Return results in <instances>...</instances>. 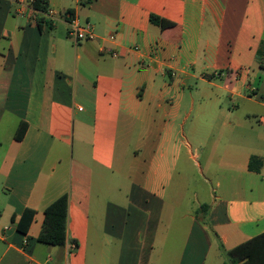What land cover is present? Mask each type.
Returning <instances> with one entry per match:
<instances>
[{
  "label": "crops",
  "instance_id": "crops-1",
  "mask_svg": "<svg viewBox=\"0 0 264 264\" xmlns=\"http://www.w3.org/2000/svg\"><path fill=\"white\" fill-rule=\"evenodd\" d=\"M16 6L0 0V123L12 119L0 141V264H155L182 210L175 165L192 145L214 188L208 208L194 193L199 213L177 216L189 222L174 231L172 264H203L218 244L229 251L264 232V0H48L67 15L40 27ZM72 19L93 37L69 38ZM223 96L256 106L257 125L218 120L239 109L226 110ZM209 110L210 121L192 115ZM136 122L141 147L123 167ZM63 194L65 244L37 242L45 208ZM25 208L35 215L23 236L15 221ZM189 241L203 248L199 262L182 250Z\"/></svg>",
  "mask_w": 264,
  "mask_h": 264
},
{
  "label": "rangeland",
  "instance_id": "rangeland-1",
  "mask_svg": "<svg viewBox=\"0 0 264 264\" xmlns=\"http://www.w3.org/2000/svg\"><path fill=\"white\" fill-rule=\"evenodd\" d=\"M63 13L64 11L58 12L60 16H62ZM84 25L85 23L81 21L80 26L83 28ZM196 98L200 99L199 101H201L200 93H197ZM221 100L226 110L227 109L232 110V107H231L232 105L239 106V109L236 113H233L230 116H224V117L222 116L220 118H217L218 120L220 121L221 120H231V121L239 120V121L246 122L248 125L250 124L257 125L256 119L254 118L258 119L259 114L261 113L259 114L257 113L259 110L256 106L246 104V103L243 104V102L239 101L237 98H233L229 100L227 96L221 97ZM207 103L209 102L207 101ZM212 112L213 111H210V110L206 112H199V113H196V111H194L192 115L193 116L197 115L198 121L206 122V121H210L213 118ZM11 123H12V119H10V115L8 113H5L0 123V141H5L8 138L11 132ZM184 128L188 130V125L186 124ZM142 130L143 129L141 128L139 122H136V126L133 129V135L130 141L128 142V154L124 153L121 156L120 154L122 151H121V147H119L120 149L117 152L119 153L118 159H120V156L123 158L122 160L123 167L133 168L135 160L132 159V155H133L132 152L135 149L139 148L140 146L138 135L139 133L142 132ZM178 130H179V127L177 126V123H176L175 131H178ZM0 152H1V149H0ZM180 152L181 154L175 165L176 171H175V174L173 175V180L175 181V183L177 182L178 179L183 180L181 184V186L183 187L182 188L183 197H182V208H181L182 210H180V214L184 212L185 210L189 209L192 215H196L199 213L200 208H198L196 205V202L194 200V193H198L199 202L205 203L206 204L205 206L208 208V203H207L208 195L210 194L211 189L214 188V184L207 185L204 182H202V178L200 174V167L198 166V164H200L203 167L204 159L200 153L198 157L195 156L196 151L194 149V145L191 146L190 152L188 150H185V148L183 147L181 148ZM142 153H143V150L141 148V152H139L138 155L141 157ZM209 166L211 167V169H215V170L219 169L217 166V163L214 161L210 163ZM178 172L180 173V177H178V174H177ZM124 173H125V170L124 171L121 170V174L124 175ZM119 177L121 179L122 175ZM180 214L175 215L173 222L170 224L168 233L167 235H165L163 240L158 239L155 250L152 255L153 263L172 264L174 263L175 257L179 256V255H175V251H177L181 237L179 236L175 237L174 231L177 228V232H179L180 234H183L185 230V226L187 228L188 222H189V219L178 220L177 216H179ZM203 222H204V219H203ZM217 246L218 247H216L215 250H212L211 252L208 253V255H206L207 260L204 263L202 262L203 264H220L222 262L223 264H230L229 257L226 254L227 251H224V249L219 244ZM182 250H185L184 254L186 257L189 256V254L191 253L192 259H195L194 261H197V262H199L203 256V248L199 245L198 246L191 245L190 241L187 243V246L185 248L183 245ZM89 258H90L88 259L89 264H94L92 257H89Z\"/></svg>",
  "mask_w": 264,
  "mask_h": 264
},
{
  "label": "trees",
  "instance_id": "trees-1",
  "mask_svg": "<svg viewBox=\"0 0 264 264\" xmlns=\"http://www.w3.org/2000/svg\"><path fill=\"white\" fill-rule=\"evenodd\" d=\"M32 8L36 12L35 21L40 27L41 24H48L43 14L48 10V0H32ZM152 23L158 25L161 29L173 27L174 24L167 22L158 17L151 16ZM26 125L21 122L17 127L14 138L21 140ZM261 162L251 157L248 162L249 171L258 172ZM67 206L68 196L63 194L50 203L44 210L43 223L36 241L49 246L62 247L66 242V224H67ZM206 206H201L204 209ZM35 211L25 208L15 221L16 231L25 236L29 230V226L33 220ZM15 217H11L14 222ZM75 246L76 243H75ZM229 257L230 264H264V232L235 246L226 252Z\"/></svg>",
  "mask_w": 264,
  "mask_h": 264
},
{
  "label": "built area",
  "instance_id": "built-area-1",
  "mask_svg": "<svg viewBox=\"0 0 264 264\" xmlns=\"http://www.w3.org/2000/svg\"><path fill=\"white\" fill-rule=\"evenodd\" d=\"M16 5V13L18 15H23L28 11V13H30V17L35 19L36 12L32 8V0H16ZM62 15L66 16L67 12L64 11ZM43 17L46 21L52 22L57 18H60L61 16L58 13H54L53 11L48 9L43 14ZM67 36L73 39V41L89 40L93 37L90 25L88 23H85L84 27L82 28L80 26V23L76 19H72L67 22ZM23 243H25V241Z\"/></svg>",
  "mask_w": 264,
  "mask_h": 264
}]
</instances>
